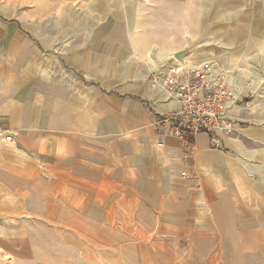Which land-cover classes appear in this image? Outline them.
I'll list each match as a JSON object with an SVG mask.
<instances>
[{
  "label": "crops",
  "instance_id": "crops-1",
  "mask_svg": "<svg viewBox=\"0 0 264 264\" xmlns=\"http://www.w3.org/2000/svg\"><path fill=\"white\" fill-rule=\"evenodd\" d=\"M221 40L264 75V0H0V264H264V101L188 163L156 125L152 70Z\"/></svg>",
  "mask_w": 264,
  "mask_h": 264
},
{
  "label": "built area",
  "instance_id": "built-area-1",
  "mask_svg": "<svg viewBox=\"0 0 264 264\" xmlns=\"http://www.w3.org/2000/svg\"><path fill=\"white\" fill-rule=\"evenodd\" d=\"M178 61L173 57L167 63L154 68L151 80L180 108L160 119L156 125L163 133L171 134L182 141V163H188L197 151L195 135L199 131L211 134L236 131L237 123L229 112L243 103L244 89L234 83L232 76L212 60L201 62ZM245 106H249L247 102ZM13 141V133L0 127V145ZM159 146L164 142L160 141ZM180 176L191 177L187 168L180 170Z\"/></svg>",
  "mask_w": 264,
  "mask_h": 264
},
{
  "label": "rangeland",
  "instance_id": "rangeland-1",
  "mask_svg": "<svg viewBox=\"0 0 264 264\" xmlns=\"http://www.w3.org/2000/svg\"><path fill=\"white\" fill-rule=\"evenodd\" d=\"M250 8V3H249ZM236 28V27H232ZM221 43V44H220ZM146 43L142 42V50H148V48L153 47V49H157V46L153 43L150 45H145ZM159 46L164 47L165 43H158ZM199 44V45H198ZM188 47L187 49L191 53L194 51H198L194 54V56H200L201 61L206 59H214L216 63L225 69L227 71L228 75L233 77V81L237 86L242 87L244 89V94L242 98L244 99V105L247 103V100H254L257 99L258 102L264 101V75L260 72L261 65L259 63L250 64V63H244L245 59L242 57L244 53H241V55L236 59L232 57V53H230L231 50H235L236 43L235 42H228V41H211V42H192L187 43ZM147 46V47H145ZM259 55V54H258ZM187 56V55H185ZM184 56V57H185ZM175 57V56H174ZM194 61V60H193ZM198 62V61H194ZM246 62V61H245ZM250 62V61H249ZM167 63V62H164ZM161 63V64H164ZM159 64V65H161ZM158 64L156 66H159ZM240 69V70H239ZM262 79V80H261ZM115 236V235H114ZM132 236V235H126V237ZM146 234L141 233L139 235V238L142 241H145ZM68 239V238H67ZM143 243V242H142ZM128 251H126L127 253ZM136 253V250L134 251ZM129 253H132V250L129 251ZM10 258V257H9ZM150 257H146V250H144L143 246L141 247V264H150ZM158 261H164L163 259H160ZM127 264V260H126ZM131 264V263H128Z\"/></svg>",
  "mask_w": 264,
  "mask_h": 264
},
{
  "label": "water",
  "instance_id": "water-1",
  "mask_svg": "<svg viewBox=\"0 0 264 264\" xmlns=\"http://www.w3.org/2000/svg\"><path fill=\"white\" fill-rule=\"evenodd\" d=\"M187 52H188L187 50L179 51V52L175 53V57L178 59H182L187 54Z\"/></svg>",
  "mask_w": 264,
  "mask_h": 264
},
{
  "label": "bare ground",
  "instance_id": "bare-ground-1",
  "mask_svg": "<svg viewBox=\"0 0 264 264\" xmlns=\"http://www.w3.org/2000/svg\"><path fill=\"white\" fill-rule=\"evenodd\" d=\"M178 61H181V60H178ZM230 76V75H229ZM233 78V77H232Z\"/></svg>",
  "mask_w": 264,
  "mask_h": 264
}]
</instances>
